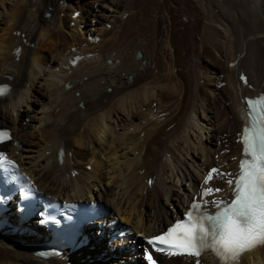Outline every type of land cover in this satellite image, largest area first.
<instances>
[{
	"label": "bare ground",
	"instance_id": "bare-ground-1",
	"mask_svg": "<svg viewBox=\"0 0 264 264\" xmlns=\"http://www.w3.org/2000/svg\"><path fill=\"white\" fill-rule=\"evenodd\" d=\"M65 1L0 0L12 3L9 14L0 10V84L11 86L0 99V127L14 137L0 145V158L19 162L29 184L26 191L37 192L43 201H98L106 211L86 230L88 246L48 260L14 246L17 240L44 241L42 226L31 222L16 234L6 227L0 231V264H93L91 249L103 245L107 254L124 246L118 264H145L141 258L146 249L163 264H196L192 257L161 256L144 239L163 232L190 200L199 198L204 180L187 174V157L203 160L206 176L213 168L237 173L242 145L236 135L246 116L241 98L264 93V0H160L151 18L130 29L126 24L137 0H78V8L73 0L65 7ZM3 15L8 18L1 26ZM178 26H186V32H176ZM108 34L115 38V43L110 39L113 46L130 35L127 42L143 50L142 58L119 46L120 58L107 57L111 49L106 47L108 52L97 56ZM18 47L19 55L12 54ZM51 50L68 51L57 61L43 56ZM76 56L82 59L72 65ZM177 68L181 71L175 72ZM241 72L252 88L240 82ZM39 77L44 90L36 94ZM223 82L226 87L218 89ZM216 143L223 149L220 153L211 147L218 155L214 159L207 149ZM173 179L176 185L169 188ZM225 179L217 176L209 182L223 191L208 201L229 199ZM143 204L148 210L143 211ZM115 211L130 227L108 223L117 219ZM11 214L7 226L17 225ZM95 228L99 240L113 238L97 242ZM239 264H264V247L247 253Z\"/></svg>",
	"mask_w": 264,
	"mask_h": 264
},
{
	"label": "snow or ice",
	"instance_id": "snow-or-ice-1",
	"mask_svg": "<svg viewBox=\"0 0 264 264\" xmlns=\"http://www.w3.org/2000/svg\"><path fill=\"white\" fill-rule=\"evenodd\" d=\"M241 79L246 83L244 77ZM245 102L251 124L243 129L241 136L239 172L233 175L211 169L201 185L200 202L194 197L181 220L163 234L147 240L155 253L167 257L186 254L200 264L201 254L210 252L219 264H239L246 252L264 246V95L255 102L250 99ZM254 103L262 106L258 115H252ZM6 134L0 131V139ZM217 176L229 177L226 183L232 189L231 198L208 201L206 197L223 191L209 186ZM144 260L146 264H163V260L154 259L147 249Z\"/></svg>",
	"mask_w": 264,
	"mask_h": 264
},
{
	"label": "rangeland",
	"instance_id": "rangeland-1",
	"mask_svg": "<svg viewBox=\"0 0 264 264\" xmlns=\"http://www.w3.org/2000/svg\"><path fill=\"white\" fill-rule=\"evenodd\" d=\"M77 1L78 0H73L72 2H71V4H73L75 7H79L80 5H77L76 3H77ZM160 2V0H137V3H138V6L136 5V7L133 9V14H132V19L129 21V23H127L126 24V26L128 27V29H130V27H136V28H140L141 26H142V24L144 23V21H145V19H148V17L149 18H151V16L154 14V13H156L157 12V9H156V5L158 4ZM169 2V1H168ZM10 4H12L11 2H9V4L8 3H4V4H0V10H1V12H3L4 10H5V12H7L8 10H9V8H10V10L12 9V5H10ZM140 4V5H139ZM145 6H144V5ZM192 4V2H188L187 4H186V6L187 7H189L190 5ZM26 5H28V4H26ZM64 6L66 7L67 6V0L64 2ZM153 6H155V7H153ZM3 7V8H2ZM138 7V8H137ZM142 8V9H141ZM10 10L7 12L8 14L10 13ZM140 10H142V11H140L141 13H139V11ZM171 15L172 16H175V18H177L178 17V13H175L174 12V8H171ZM147 14H148V16H147ZM150 14V15H149ZM48 15V17H49V13L47 14ZM138 16V17H137ZM143 17V18H139V17ZM138 18V19H136V18ZM179 17H180V15H179ZM7 18H8V15H3V16H1V26H4L5 24H3V23H5V21L7 20ZM144 19V20H143ZM182 19V23L183 24H187L188 23V19L187 18H181ZM136 20V21H135ZM142 21L141 23L139 22V21ZM139 23H138V22ZM131 22V23H130ZM135 24H134V23ZM137 23V24H136ZM131 24V25H130ZM141 24V25H140ZM137 25V26H136ZM139 25H140V27H139ZM125 26V24H124V26H123V29L124 30H126V32H127V27ZM126 28V29H125ZM186 29H187V27L185 26H178L177 28H176V32H181V33H185L186 32ZM236 31V30H235ZM127 34V33H126ZM111 34H108V36L106 35L105 37L107 38H105V43H103L101 46H100V49L98 48V50L96 51V55L98 56L100 53H98V52H100L101 51V54L99 55V56H103L104 54H106L107 52H108V50L109 49H106V48H110L111 50L108 52V53H110V54H106V56L107 57H113V55H114V57L113 58H120L121 56L118 54V52H122L123 51V49H122V51L119 49V48H123V47H125V49H127V50H125L124 49V52H129V53H132V55L136 52V51H138V53H141V55L143 56V50H141V49H138L137 47L138 46H135V45H133L132 43H130V40L127 42V38L129 39V38H131V37H129L130 35H128V37H127V35H124V41H125V43L124 42H122L123 41V39H121L122 41H121V45L120 44H118V45H116V44H114V46H113V44H112V42L114 41V36L112 35L111 37ZM113 39V41H111L112 39ZM111 39V40H110ZM106 40H107V42H106ZM111 41V43H108V42H110ZM116 41H114V43H115ZM126 42L128 43V44H126ZM109 45V46H107V44ZM123 43H124V45H123ZM194 43H196V41L194 40ZM112 45V46H111ZM125 45H127V46H125ZM130 45V46H129ZM117 46H119V48L117 47ZM122 46V47H121ZM135 46V48H133ZM101 47H102V49H101ZM106 47V48H105ZM112 47V48H111ZM117 47V48H116ZM129 47V48H128ZM83 48H85V44H82L81 45V49H83ZM17 49V48H16ZM104 49V50H103ZM106 49V50H105ZM115 49H118V50H115ZM131 49V50H130ZM136 49V50H135ZM204 49H206V46H204ZM120 50V51H119ZM14 51L15 50H13L12 51V54L14 53ZM68 50H66V51H64V52H59V51H57V52H55V53H53L54 51H43V56L44 57H46L47 59H50V58H53V59H55V60H57V61H61L62 59H65V54H66V52H67ZM71 51L72 52H75V49L73 50V49H71ZM104 51H105V53H104ZM142 51V52H141ZM46 52V53H45ZM115 52H117V53H115ZM51 53H53V57L51 56ZM114 53V54H113ZM183 54H184V52H182ZM46 54V55H45ZM55 54H56V56H55ZM58 54H59V56H58ZM63 54H64V56H63ZM191 55L192 56H194V53H191ZM117 56V57H116ZM120 56V57H119ZM142 56H141V58H142ZM62 57V58H61ZM138 59L140 58V57H137ZM16 60H18V58L16 59ZM119 61V59H117V62ZM226 67V66H225ZM179 70V71H178ZM176 71H178V72H180L181 70L180 69H176L175 70V72ZM205 70L204 69H202L201 70V72L203 73ZM131 78V77H130ZM220 78L221 79H223L224 78V74H220ZM40 79V80H39ZM204 81H205V79H202L201 81H200V85H203L204 84ZM41 83V84H40ZM222 84V83H221ZM226 84V83H225ZM123 85H125V84H123ZM40 88H39V87ZM42 86V78H38V81H37V89L36 88H33V92H35L36 94L39 92V91H42L43 92V90H44V87H41ZM223 87H226V86H223ZM223 87H220V84L217 86V88L218 89H220V88H223ZM36 89V90H35ZM206 89L207 90H209V88H207L206 87ZM37 90H38V92H37ZM108 91H111V89H109ZM77 95H79V94H77ZM153 105H155V104H153ZM34 107L35 108H37L38 107V105L35 103V104H33V108H32V110L34 109ZM153 108H154V106H152ZM14 117V116H13ZM232 117V116H231ZM230 117V120H232V118ZM233 121V120H232ZM171 130V128H169V129H167V132H169ZM233 139V138H232ZM172 146V145H171ZM214 147L215 148V150L217 149V150H219V152L220 153H222V149H223V146H222V144L221 143H216V144H212L208 149H207V151H208V153L209 154H213V158L214 159H217V157H218V155H214V153H213V150H212V148L211 147ZM227 146L228 145H225V147L227 148ZM217 147V148H216ZM189 159H191V157L189 156V157H187V161H186V163H187V165H186V167L185 168H188V169H186V170H188L187 171V174H189V175H193V174H195L194 176H198L199 178H200V180L201 181H203L204 180V178L206 177V173H204V168H202V164H203V160L202 161H200V160H198V159H192V161L191 160H189ZM154 160H151V162H153ZM193 162V163H192ZM191 163V164H190ZM189 165H191V166H189ZM188 166V167H187ZM223 166H226V163H224V165ZM89 170H90V168H88ZM190 169V170H189ZM181 171H185V169H184V167H182L181 168V170H180V172ZM179 172V174L181 175V173ZM190 172V173H189ZM193 172V173H192ZM199 175H201V176H199ZM203 175V176H202ZM204 177V178H203ZM203 179V180H202ZM223 179H225L224 177H223ZM145 181H147V178H146V180ZM175 181V182H174ZM176 179H173V181L172 182H170L169 184L170 185H168V187L169 188H171L172 187V185H176ZM172 183H174V184H172ZM181 182H179V184L177 185L178 187H180L181 186V184H180ZM177 187V188H178ZM182 187V186H181ZM184 187H185V189H186V186H184L183 185V189H184ZM183 189H178V190H180V193L183 195L184 194V190ZM190 189H188L187 191H189ZM165 204V207L168 209V211H170V212H172L173 211V207L170 205V204H166V202L164 203ZM142 209H143V211H146V210H148V207H146V205H142ZM139 209H140V207H139ZM184 212V211H183ZM115 216L117 217V219L116 218H111V220L108 222L109 224H115V225H117L118 223L119 224H123V225H126V226H129L130 227V224H128V223H125V221L124 220H122V218L121 217H119V215H118V213H117V211H115ZM11 216H13V217H15V215L12 213L11 214ZM37 223L38 222H36V223H33V225L34 226H36L37 225ZM133 228V227H132ZM96 229L97 228H95V236H96V240H97V242H99V243H101V242H105V241H108V239H111V237L113 238V236L112 235H108V237H106L105 239H101V240H99V234L96 232ZM133 231H134V229H133ZM118 239V238H117ZM146 239V238H145ZM144 239V240H145ZM15 246V245H14ZM16 248H20V250L21 249H23V251L24 250H26V251H28L27 249H24V247H20V246H15ZM105 247H106V245H103V246H100L99 248H92L91 249V255H92V257L91 258H94L93 260H95L94 262H93V264L94 263H97V264H104V262H106L107 264H118V259H124L123 258V255L121 254L120 255V253L123 251V248H124V246H122V245H120L119 247V251H117V253H114L113 251L111 252V254H107L106 253V249H105ZM113 248V247H112ZM117 248V247H116ZM117 250V249H116ZM94 251V252H93ZM100 254H99V253ZM117 259V260H116ZM144 260V253H143V257L141 258V260ZM158 260V259H157ZM145 264H146V262H145Z\"/></svg>",
	"mask_w": 264,
	"mask_h": 264
}]
</instances>
